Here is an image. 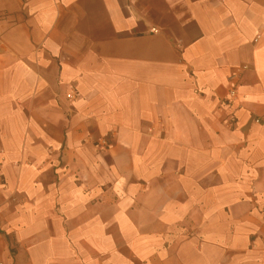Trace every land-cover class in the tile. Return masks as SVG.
I'll list each match as a JSON object with an SVG mask.
<instances>
[{"label":"crops","instance_id":"obj_1","mask_svg":"<svg viewBox=\"0 0 264 264\" xmlns=\"http://www.w3.org/2000/svg\"><path fill=\"white\" fill-rule=\"evenodd\" d=\"M0 264H264V0H0Z\"/></svg>","mask_w":264,"mask_h":264}]
</instances>
